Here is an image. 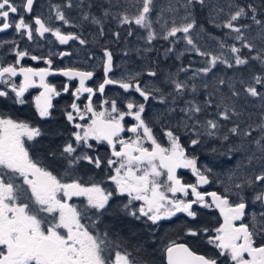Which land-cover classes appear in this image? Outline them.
Returning a JSON list of instances; mask_svg holds the SVG:
<instances>
[{"label":"snow or ice","instance_id":"6c2138e0","mask_svg":"<svg viewBox=\"0 0 264 264\" xmlns=\"http://www.w3.org/2000/svg\"><path fill=\"white\" fill-rule=\"evenodd\" d=\"M104 3L107 7L100 6L99 16L92 13L91 0H66L63 7L79 9L81 19L96 26L100 38L107 35L109 22L125 29L128 37L142 30L144 35L137 38L146 46L134 49L138 56L147 58L157 51L154 42L163 40L169 44L163 60L194 53L203 66L181 65L171 73L162 71L156 60V67L125 68L116 75L114 54L102 46V79L92 87L87 82L96 76L95 67H52L53 55L63 59L71 52H50L45 58L20 50L15 40L0 41V47L11 43L15 56L6 66L0 61V264H264V0L245 5L236 0L226 5L216 0H167L166 6H158L156 0ZM35 4L36 0H0V33L14 29L29 42L50 34L61 45L88 44L82 35L64 33L41 15L33 16ZM52 10L63 25L77 27L60 5ZM201 13L206 24L228 30L225 37L235 43L208 32ZM111 35L121 38L120 31ZM205 38L215 41V50L199 43ZM181 42L185 47L179 50L176 45ZM25 58L42 60L47 67H25ZM94 58L89 53L88 60ZM253 62L260 66L259 73L253 71ZM181 73L186 75L181 78ZM51 75L67 78L63 93L70 92L72 81L78 82L70 92L71 111L64 113L73 131L61 144L55 142L63 136L57 127L45 131L2 111L9 101L26 104L25 93L40 88L34 99L36 114L41 121L53 120V99L62 92L47 81ZM16 77L22 80L17 83ZM108 86L123 91L110 98ZM97 93L102 97L98 106L93 101ZM81 97L87 101L83 108L77 103ZM150 102L159 105L151 113ZM248 107L257 112H248ZM49 135L53 139L45 147L42 138ZM208 141L219 142V154L234 163L226 179L218 181L220 192L200 190L213 182L212 169L198 166V157L191 154ZM37 145L42 156L34 151ZM98 145H106L110 155L100 156ZM84 165L92 173L87 180L79 175ZM180 169L189 170L196 182H183ZM100 173L104 175L98 179ZM250 204L258 210L250 212ZM205 213H218L217 223H202ZM177 214L187 218L185 242L158 243L153 226ZM107 216L144 226L142 234L132 228L139 237L133 251L128 242L112 235L110 227H102ZM197 241L214 251L196 253L190 243Z\"/></svg>","mask_w":264,"mask_h":264},{"label":"flooded vegetation","instance_id":"af4514ba","mask_svg":"<svg viewBox=\"0 0 264 264\" xmlns=\"http://www.w3.org/2000/svg\"><path fill=\"white\" fill-rule=\"evenodd\" d=\"M21 2L22 0H16L17 4ZM75 2L76 0H73V3ZM53 5H55V0H36V4L34 5V12L32 15L33 16L41 15L42 18L46 22H48L53 28H60L61 31L64 33H69V32L76 33V34L82 35V37L86 39L87 36L84 37V34H85L84 30L82 31L83 33H80L77 31L78 28L80 29L78 22H77V18L79 19V16L74 20L73 19L70 20L72 24L77 25V27L65 26L62 24V22L55 19L54 11L52 10ZM56 5H59V4H56ZM63 6L64 5L61 6L62 10L65 12L66 16L69 18L70 12H72L75 9L74 8L68 9V8H64ZM74 14H75L74 16L78 15L76 11ZM49 16L52 17L51 20H49ZM25 18L27 20H31V16L26 15ZM88 39L90 41V37ZM3 40H8V41L15 40L20 50H27L31 55H36V56L45 57V58L49 56L50 52L58 54L63 51H69L72 53V55L68 57H64L63 59H60L58 55H53L51 57L53 60L52 67L54 69L64 68V67H75V68H80V69L92 70L93 67H95L96 76L94 77L92 81H88L87 84L89 86L95 87L96 82L102 79V72L100 71L98 67L99 62H95V58L92 60H88L89 53H93V52H91L90 48H87L86 49L87 51H85L84 53L78 54L76 50V48L78 47L76 45V41H70L69 44L67 45H61L50 34H46V39H40L37 37L35 41L29 42L26 38H21L20 36H18L15 33L14 29H9L4 33H0V41H3ZM48 41H51V43H48ZM0 61L3 62L4 66H6L8 63H14L15 56L13 54V45L11 43L5 44L3 47H0ZM114 62L116 64L115 54H114ZM21 64L25 67H33V68L47 67V65L44 64L42 60L37 62V61L31 60L30 58H25L21 62ZM116 75H118V73H116ZM15 80L17 83H19L22 80V77H16ZM47 81L50 84L54 85L59 91L62 92V95H60L59 97H55L53 99V105H54L52 109L53 117H54L53 120L49 122L41 121L38 115L36 114L34 99L42 91V89L40 88H30L28 92L25 93V99L27 101L26 104L22 106L13 105L11 101H9L7 107L3 108L2 111L4 114L10 115L15 119L25 120L31 124L42 126L45 129V131H50L53 127H57L60 131L63 132V136L55 137V142L57 144H61L65 140L70 139L69 133L73 131V129L71 128V125H68L65 119L64 113L66 111H71L69 105L72 102L73 97L70 95V92L71 90H74L78 82L72 81L70 92L63 93L64 84L68 83L67 78L63 76H55V77L49 76L47 78ZM2 87L3 85H0V88ZM105 91H106L107 96L111 98V97L117 96L118 93H122L123 90L118 89L114 86H108ZM86 95L87 94H85V97ZM124 95H127V94H124ZM85 97H81V100L77 101V103L81 105V108H83L84 103L87 102ZM136 98L139 99L138 96ZM101 100H102V97L99 95V93H97V95L93 97L94 104L97 106L99 105ZM148 110H153L150 105H149ZM126 123L130 125L132 121L130 119H126ZM155 131L157 132L158 135L160 134V127L158 125L156 126ZM125 135L127 136L130 134L126 133ZM42 139L44 142V146L46 147L48 146V141L53 139V137L49 135V136L43 137ZM163 143H165L166 145L167 141L163 140ZM39 148L40 146L37 145L34 151L37 152L38 156H42V152L38 151ZM97 151H98V154L102 157H107L110 155V152L108 151V148L106 145H98ZM92 154L95 155L97 154V152H93ZM205 156L206 154L201 156V159H198V166H201V167L207 166L211 168L212 173H210L209 176L212 181L213 179L215 181H213L212 183L208 185L203 186L200 190L220 192L222 191V186L220 185L218 181L225 180L224 175L221 174L223 169H221L220 166L211 165ZM203 163L205 164L203 165ZM88 169H89V166L84 165L79 173V175L82 176L84 180H87L89 175L92 174ZM177 174L182 178V181L185 183H195L196 182L195 177L187 169H180L178 170ZM103 175H104L103 173H100L97 176V178L98 179L103 178ZM105 186L109 188L112 187L110 184H106ZM120 199H123V198H120ZM74 202L79 203V201H75V200ZM113 203H118V201H114ZM258 208H259L258 205L253 206L250 204V212L257 211ZM217 217H218V213H213V214L205 213V215L201 218V222L211 227L212 225L217 223ZM186 220L187 218L183 214H177V216L173 217L171 220H164L160 222L159 226H153L155 235L157 238V242L159 243L163 241L166 243L172 239H177L179 242H185L186 238L183 237V229L186 227ZM179 222H180L181 227L179 226L180 228L178 232L176 230H171V226ZM120 224L128 225L129 228L131 229L133 227L138 228L140 230L138 229H135V230L140 231L141 233H143L144 231V226L142 224H140L139 222H135V221L130 222L128 218H124V217L117 219L112 216H107L104 218V225H102V227L103 226L110 227L112 229V235L114 237H120L115 234V232L118 231V226L121 227ZM119 231L121 233V230ZM125 241L129 243L128 244L129 251H133L135 242L133 240L131 241L125 240ZM190 247H192L193 251H195L198 254H211L214 251L213 249H211L210 246L205 244L203 241H197V242L190 243Z\"/></svg>","mask_w":264,"mask_h":264},{"label":"trees","instance_id":"16d2710c","mask_svg":"<svg viewBox=\"0 0 264 264\" xmlns=\"http://www.w3.org/2000/svg\"><path fill=\"white\" fill-rule=\"evenodd\" d=\"M91 1L93 4L91 11L93 14H95L97 16H99L101 14V10H100L101 5H104L105 7H107V5L104 3V0H91ZM163 1H165V0H156V3L158 2V6H159V3L163 2ZM65 2H66V0H55V5L59 4L62 6L65 4ZM220 2L221 1L217 0V3L220 4ZM236 2L241 4V5H245V4L249 3L250 0H236ZM226 3H227V0H222L220 5H226ZM114 11H115V9H114ZM130 11H135V9H131ZM225 11H227L226 7H225ZM77 14L80 16V12H77ZM199 19H200L201 23H205V21H206L205 13H201L199 16ZM221 19H226V17L222 16ZM249 23H250V21H249ZM205 27H206L207 31L212 33L214 36L219 37L221 39H226V42L228 44L232 43L231 39H227L225 37V33L227 32L226 29L214 28L211 25H208L206 23H205ZM107 30L109 32H106V33H110V34L114 31H120L121 38L119 41H121V42L117 41V43H116V48H118V49L123 50L124 48L128 47L129 45L131 46L134 41L138 42V39H137L138 35L136 37V34H137L136 30H134L133 36L128 37L126 35V30L125 29H118L116 26L113 25V22H109V26L107 27ZM105 31H106V28H105ZM206 40H207V38H206ZM139 41H143V40L139 39ZM199 43L202 45L204 44L202 40ZM136 46L143 48L146 45L142 44V42H140V43H137ZM154 47L157 49V51L148 54L147 58H144L142 56H138L137 53L135 54L132 52V54H131V52H129V54L132 57V60L135 63V70L136 71L144 70L149 66L150 67H156V64L154 63L156 60L160 61L159 66H160V69L162 71L171 72V73H176L181 65L187 66V65L191 64L193 68H198V67L203 66L202 63L200 62L202 58L199 56H196L194 54H187L186 53L185 56H183L180 60H177L175 58V56H170L169 59L163 60V51H164V49L169 47V44L166 41L158 40V41L154 42ZM184 47H185V44L183 42L176 45V48L179 50H182ZM207 47H208V50H215V41L207 40ZM123 51H125V50H123ZM253 71H255L257 73L260 72V66L258 64H256L255 62H253ZM218 74H220L219 70H218ZM184 75H186V74L181 73L180 77L183 78ZM227 75L231 76L232 75L231 71H228ZM142 79H149V78L143 77ZM238 87H239V85H238ZM226 90L227 89H225V91ZM200 98L202 99V97H200ZM150 106L152 107L153 110L155 108L159 107V105H156L155 102H150ZM153 110H148V112L151 113ZM247 111L251 112V113H256L257 109L252 108V107H248ZM253 118L257 119L256 116H254ZM184 139L186 140L187 138L185 137ZM211 148H217L218 151L216 153H213L211 151ZM221 150L222 149H221V145L219 142L208 141L203 148L197 149L195 152H192L191 154L197 156L198 159H201V156L206 154L205 157L208 159V162L211 165L220 166L221 169H223L221 174L226 176L227 173L229 172V170L232 167H234V163L230 162L228 160L227 156L219 154ZM223 151H226V149H223ZM204 164L205 163H203V165ZM213 181H215V180L213 179ZM120 225H121V227L118 226V231L115 232V234L117 236L122 237L123 239H125L127 241L133 240L135 242L134 244H136L139 237L137 235L132 234V229L129 228L128 225H123V224H120ZM179 226H180V222L176 223L175 225L173 224L171 226V230H176L178 232L179 228L181 227V226L180 227ZM135 229H138V228H135ZM119 230H121V233ZM138 230H140V229H138ZM135 232L142 234L140 231H137V230H135Z\"/></svg>","mask_w":264,"mask_h":264},{"label":"rangeland","instance_id":"374dc122","mask_svg":"<svg viewBox=\"0 0 264 264\" xmlns=\"http://www.w3.org/2000/svg\"><path fill=\"white\" fill-rule=\"evenodd\" d=\"M219 1L222 2V0H219ZM216 2H217V0H216ZM221 2H220V4H221ZM166 4H167V0L159 3V6L160 5H165L166 6ZM157 5H158V2H157ZM74 9L75 10H73L72 12H70V15H69L70 20H72V19L74 20V19H76L79 16V15L74 16L75 15L74 13H75V11L76 12H80V10L77 9V8H74ZM85 10H87V9H85ZM131 12H134V11H131ZM152 15H153V17H155L156 13L154 12ZM77 22H78V25L80 27V29L78 28L77 31L80 32V33H83L82 31L84 30L85 31L84 32L85 33L84 34V37L87 36L86 40L88 41V44L86 46H81L76 41V45L78 46L76 48V50H77L78 54L84 53L85 51H87L86 50L87 48H90L91 52H93L95 54V57H96L95 58V62H99V59L98 58L102 55L101 48H102V46H107L115 54V56H116V65L119 66L117 68V70H116V73H118V75L125 68H128V69H130L132 71H136L135 70V63L132 60L131 55L129 54L128 56H125L123 50H128L129 52H131V54H132V52L136 54V52H135L134 49H136L138 47V46H136L137 43L142 42V44H144L143 41H139V39L137 38L138 39V42H135L134 41L131 46L128 44L129 46L126 47V48H124L123 50L122 49H118V48H116L117 40H115V38L110 33H107V35L105 37L100 38L98 36V34H97L98 33V29H97L96 26L92 25L91 23H89L87 21H83L81 19V16H79V19L77 18ZM87 23H89V24H87ZM113 25L116 26L114 22H113ZM108 26H109V23H107L105 25L106 32H109L107 30V27ZM156 27L158 28L159 26L157 25ZM135 30L137 31L136 37H137V35L138 36H143L144 35V33H143L142 30H140V29H135ZM89 37H90V41L88 39ZM202 41H203L204 44H205V42L207 44L206 38L204 40H202ZM231 41H232V43H235V41H233V40H231ZM119 42H121V41H119ZM224 178L226 179V176H224Z\"/></svg>","mask_w":264,"mask_h":264},{"label":"water","instance_id":"95a60500","mask_svg":"<svg viewBox=\"0 0 264 264\" xmlns=\"http://www.w3.org/2000/svg\"><path fill=\"white\" fill-rule=\"evenodd\" d=\"M55 76H59V75H51V77H55Z\"/></svg>","mask_w":264,"mask_h":264}]
</instances>
